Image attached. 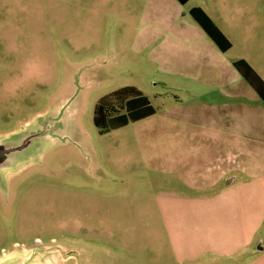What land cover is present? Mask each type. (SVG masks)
I'll return each instance as SVG.
<instances>
[{
    "label": "rangeland",
    "instance_id": "1",
    "mask_svg": "<svg viewBox=\"0 0 264 264\" xmlns=\"http://www.w3.org/2000/svg\"><path fill=\"white\" fill-rule=\"evenodd\" d=\"M149 4L0 0V141L19 146L0 168V264L264 262L251 246L182 260L170 233L184 219L167 215L172 194L215 195L236 152L227 179L245 181L242 165L264 170V101L232 65L244 59L264 81V0L157 1L168 6L158 17ZM194 6L228 50L192 19ZM126 85L155 113L99 133L97 101Z\"/></svg>",
    "mask_w": 264,
    "mask_h": 264
},
{
    "label": "crops",
    "instance_id": "2",
    "mask_svg": "<svg viewBox=\"0 0 264 264\" xmlns=\"http://www.w3.org/2000/svg\"><path fill=\"white\" fill-rule=\"evenodd\" d=\"M150 1V7L146 9L149 17H158V12L165 11L168 7L165 4H156L157 1L163 3L165 0ZM236 160L237 152L234 157L231 156L230 160H227L230 164L221 169L218 175L216 174L215 179H218L221 186L215 195L172 194L167 197V215L178 219L180 214L184 219L183 226L170 233L173 236L181 235L180 247L175 250L177 255H181L182 260H192L206 254L224 253L227 255L229 252L242 251L250 246L258 251L257 253H264V227L261 228L263 234L261 242L256 245V238H254V234L260 230V224L255 221H264V170L255 173L253 165H242V170L246 171L245 181L237 180L236 175L227 179V175L235 171L234 168H240ZM192 186H199V184ZM204 186H206L205 183ZM209 216H213L214 219H209ZM207 226L210 227V231ZM232 236L237 240L239 237L249 238L246 241L243 238L239 239L235 243L236 240ZM256 263L254 259L251 262V264ZM259 264H264V262Z\"/></svg>",
    "mask_w": 264,
    "mask_h": 264
},
{
    "label": "trees",
    "instance_id": "3",
    "mask_svg": "<svg viewBox=\"0 0 264 264\" xmlns=\"http://www.w3.org/2000/svg\"><path fill=\"white\" fill-rule=\"evenodd\" d=\"M178 1L182 4L187 2ZM189 14L219 50L224 52L230 48L229 40L202 8L194 6L189 9ZM232 65L264 101V81L249 63L244 59H237ZM153 113L155 109L148 97L135 86L126 85L99 98L94 109L93 124L99 133H104Z\"/></svg>",
    "mask_w": 264,
    "mask_h": 264
},
{
    "label": "water",
    "instance_id": "4",
    "mask_svg": "<svg viewBox=\"0 0 264 264\" xmlns=\"http://www.w3.org/2000/svg\"><path fill=\"white\" fill-rule=\"evenodd\" d=\"M43 132L44 128H42V130H32L26 135V143L30 142L31 139H35L37 135L39 136ZM12 138L13 137H9L0 141V168L7 167L11 164L13 153L19 148Z\"/></svg>",
    "mask_w": 264,
    "mask_h": 264
},
{
    "label": "flooded vegetation",
    "instance_id": "5",
    "mask_svg": "<svg viewBox=\"0 0 264 264\" xmlns=\"http://www.w3.org/2000/svg\"><path fill=\"white\" fill-rule=\"evenodd\" d=\"M32 242H33V241H32ZM34 242H39V239H38V238H35V239H34ZM17 243H18V242L15 241V242H13L11 245H15V244H17ZM11 245H10V246H11ZM49 246H50V245H49ZM3 249H4V248L1 247V248H0V251L3 250Z\"/></svg>",
    "mask_w": 264,
    "mask_h": 264
}]
</instances>
